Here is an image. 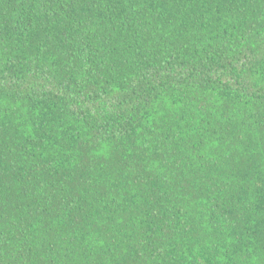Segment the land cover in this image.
<instances>
[{
    "label": "trees",
    "instance_id": "16d2710c",
    "mask_svg": "<svg viewBox=\"0 0 264 264\" xmlns=\"http://www.w3.org/2000/svg\"><path fill=\"white\" fill-rule=\"evenodd\" d=\"M0 264H264V0H0Z\"/></svg>",
    "mask_w": 264,
    "mask_h": 264
}]
</instances>
